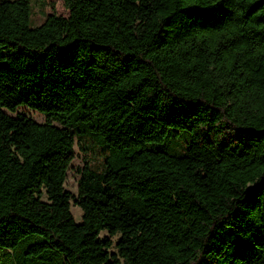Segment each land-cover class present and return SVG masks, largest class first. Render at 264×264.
I'll list each match as a JSON object with an SVG mask.
<instances>
[{"label": "trees", "instance_id": "obj_1", "mask_svg": "<svg viewBox=\"0 0 264 264\" xmlns=\"http://www.w3.org/2000/svg\"><path fill=\"white\" fill-rule=\"evenodd\" d=\"M63 1L0 0V264H264V0Z\"/></svg>", "mask_w": 264, "mask_h": 264}, {"label": "rangeland", "instance_id": "obj_2", "mask_svg": "<svg viewBox=\"0 0 264 264\" xmlns=\"http://www.w3.org/2000/svg\"><path fill=\"white\" fill-rule=\"evenodd\" d=\"M51 15H57L59 17H70V12L66 8L63 0H32V17L31 25L33 28L41 26L46 19ZM19 113H24L30 116L39 124H44L46 118L40 113L30 110L28 108H21ZM9 114L13 117H16L17 114ZM188 140L176 138L175 136L171 137L168 143L164 146L167 148L168 152L174 155H184L186 153V146ZM90 151L85 152L84 149ZM89 164L92 168L103 170L105 167V150L102 148L94 149L92 148L91 142L89 140H84L81 143L77 141L76 145V158L73 161L71 168L68 173V179L66 182V189L69 190L76 198L79 195V171L84 169L86 165ZM72 213L78 224L83 222L84 212L79 207L72 204ZM110 235L107 232L102 233L101 237L104 239ZM114 244L118 242L120 236L111 237ZM112 252H117L116 248L111 250ZM1 253V252H0ZM6 257L2 259L1 264H7L8 255L5 250L2 252ZM238 264H256L253 256L244 257L238 261Z\"/></svg>", "mask_w": 264, "mask_h": 264}]
</instances>
